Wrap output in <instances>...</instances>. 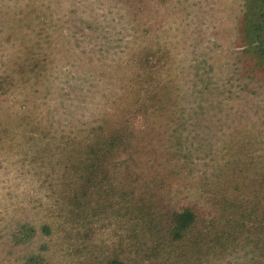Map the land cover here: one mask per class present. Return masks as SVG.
<instances>
[{
  "label": "rangeland",
  "instance_id": "rangeland-1",
  "mask_svg": "<svg viewBox=\"0 0 264 264\" xmlns=\"http://www.w3.org/2000/svg\"><path fill=\"white\" fill-rule=\"evenodd\" d=\"M254 193L264 0H0V264H264L256 216L201 262L133 219Z\"/></svg>",
  "mask_w": 264,
  "mask_h": 264
},
{
  "label": "trees",
  "instance_id": "trees-1",
  "mask_svg": "<svg viewBox=\"0 0 264 264\" xmlns=\"http://www.w3.org/2000/svg\"><path fill=\"white\" fill-rule=\"evenodd\" d=\"M114 141H117V137ZM107 144H112V142H108ZM106 144V145H107ZM105 149V148H103ZM107 149L108 145H107ZM100 149L99 151H101ZM105 155L102 153V156ZM98 155H95L97 157ZM92 166V170L96 169L94 165ZM232 196V195H230ZM226 201L222 202L220 204V208H225L227 212L223 215L221 218L216 219L214 217H210L209 219H205V221H202L203 226L201 230H197V227L200 223V218L198 214L193 210L191 207H183L180 210L177 211H170L165 212L166 216H156L154 213L147 212V209L145 208V204L142 201L139 205H137L138 213L137 215H134L133 213L130 217L134 219L135 222L143 221L145 224L148 225L146 229L150 230L151 235L153 237V241L158 244H165L164 246L167 247L169 245V248L165 249L167 252V255L170 256V253H174L175 251H179L180 253H185L184 248L185 246L175 245L182 243L186 238H189L190 236L193 237V240L190 239V245L188 246L190 249L191 247L194 250L193 253L195 254L194 259L196 262H201L203 259L208 258L212 259L214 254H207L202 256L198 250L201 247H209V245H212L215 247L216 242L218 239H224L227 235V229L229 228L230 233L234 230L235 225L238 224V226H241L243 228H247L249 224V218L251 216H256V220L252 225L255 227L254 231H258L259 234L264 232V201H260L257 194H246L245 196H242L241 198L234 197L230 201V197H225ZM127 200V198H124V202ZM260 201L259 206H255V204ZM126 205V203H123ZM261 206V208H260ZM125 207V206H124ZM134 208V207H133ZM135 209V208H134ZM133 212V211H132ZM127 213L124 214V216ZM160 216L163 218V220H160ZM162 221V226L157 227V222ZM241 222V223H240ZM218 223H222L224 226L223 231L221 230L219 233L212 232V230L216 227ZM261 225L262 228L259 227ZM205 226V227H204ZM136 232V231H135ZM142 235L139 232V237ZM229 239V237H228ZM231 239V237H230ZM206 240L208 243L206 242ZM154 249L157 248V246L153 247ZM171 249V250H170ZM173 249V250H172ZM156 250V249H155ZM208 252L210 250L208 249ZM212 257V258H211ZM40 264H45L44 261L37 262ZM36 263V264H37ZM105 264H125L124 262L120 261L119 259H110Z\"/></svg>",
  "mask_w": 264,
  "mask_h": 264
}]
</instances>
